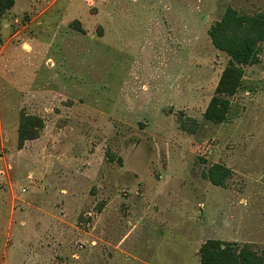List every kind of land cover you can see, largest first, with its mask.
Wrapping results in <instances>:
<instances>
[{
    "label": "rangeland",
    "instance_id": "374dc122",
    "mask_svg": "<svg viewBox=\"0 0 264 264\" xmlns=\"http://www.w3.org/2000/svg\"><path fill=\"white\" fill-rule=\"evenodd\" d=\"M229 7L264 15V0L0 12V264H201L212 239L264 262V49L226 121L205 118L230 62L208 32Z\"/></svg>",
    "mask_w": 264,
    "mask_h": 264
},
{
    "label": "trees",
    "instance_id": "16d2710c",
    "mask_svg": "<svg viewBox=\"0 0 264 264\" xmlns=\"http://www.w3.org/2000/svg\"><path fill=\"white\" fill-rule=\"evenodd\" d=\"M14 5L15 0H0V12L5 13ZM208 34L215 48L230 58L205 112L206 120L223 124L231 107L230 99L242 85L245 68L260 63V54L264 49V15L241 14L229 7L221 20L210 27ZM34 120L42 122L37 118ZM29 139L20 133L21 143ZM200 257L201 264H264L250 248L213 239L202 245Z\"/></svg>",
    "mask_w": 264,
    "mask_h": 264
}]
</instances>
